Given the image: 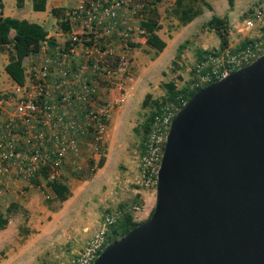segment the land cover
<instances>
[{"label": "water", "instance_id": "obj_1", "mask_svg": "<svg viewBox=\"0 0 264 264\" xmlns=\"http://www.w3.org/2000/svg\"><path fill=\"white\" fill-rule=\"evenodd\" d=\"M92 264H264V56L175 113L150 216Z\"/></svg>", "mask_w": 264, "mask_h": 264}, {"label": "rangeland", "instance_id": "obj_2", "mask_svg": "<svg viewBox=\"0 0 264 264\" xmlns=\"http://www.w3.org/2000/svg\"><path fill=\"white\" fill-rule=\"evenodd\" d=\"M131 1L135 7L151 0ZM209 1L212 2L210 10H204V15L188 27L172 23L164 9L158 16L160 29L157 32L165 40L166 48L155 54L143 46L135 30L130 38L131 53L120 76L122 83L115 90L112 84L115 81L97 79L94 83L98 97L94 107L100 109L106 101L109 102L108 117L104 130L98 136L89 134L82 138L77 159L65 165L62 179L70 192L66 201L60 205H47L49 197L34 184L32 188H26L7 181L12 192L3 197L0 213L4 214L11 204L16 207L0 234L12 239V248L20 245L22 252L35 260L32 264H69L93 234L102 228L107 213L117 214L116 224L124 215L136 223L149 217L153 209L154 188L146 187L140 181L138 163L146 120L156 107L153 101L162 103L166 95L162 84L173 82L177 88H182L199 53L222 49L232 51L254 39L258 35L257 29L244 30L242 27L252 11L261 12L264 26V0H233L230 10L226 0ZM228 12L231 13L226 47L220 49L218 36L202 25L211 15L223 17ZM135 13L134 8L132 15ZM45 29H50L48 24ZM179 45L183 48L175 57ZM6 58V54L0 52V83L2 75L5 76L2 67ZM145 95L149 98L144 99ZM117 97L122 101L114 103ZM144 100L146 106L142 107ZM101 159L103 164L97 168ZM73 174L80 175V179H75ZM41 184L43 181L38 183ZM113 227H107V234ZM108 243L111 242L106 237V245ZM27 244L28 247L22 248ZM10 249H3L1 253H8Z\"/></svg>", "mask_w": 264, "mask_h": 264}, {"label": "built area", "instance_id": "obj_3", "mask_svg": "<svg viewBox=\"0 0 264 264\" xmlns=\"http://www.w3.org/2000/svg\"><path fill=\"white\" fill-rule=\"evenodd\" d=\"M141 7L142 3L133 7L131 0H77L65 13L69 27L67 46L54 53L53 63L60 78L57 100L50 101L43 82L48 59L39 67L40 76L35 77L31 73L34 71H28V84H14L10 91H0V112L10 102L12 106V111L0 123V195L7 179L32 182L41 178L43 184L37 185V189L49 196L46 182L62 179L65 165L79 155L80 140L89 134L98 136L104 130L110 103L106 101L100 109L94 107L98 99L94 83L97 79L115 81L114 90L122 83L119 79L135 31L128 17L133 16L134 8L141 10ZM261 20V12L254 10L243 21L244 30L256 28L258 31L246 45L232 51H209L196 60L185 81L187 91L196 92L264 56ZM78 44L80 61L72 70L70 65ZM86 71L94 78L90 83L84 79ZM68 82H75L78 89L73 92L65 86ZM121 101L118 97L113 100L114 103ZM186 102L178 95L174 101L159 103L153 110L138 163V176L146 187H155L169 123ZM117 217L114 213L105 214L102 228L69 264H92L106 245L107 227H113Z\"/></svg>", "mask_w": 264, "mask_h": 264}, {"label": "trees", "instance_id": "obj_4", "mask_svg": "<svg viewBox=\"0 0 264 264\" xmlns=\"http://www.w3.org/2000/svg\"><path fill=\"white\" fill-rule=\"evenodd\" d=\"M31 9L33 11H43L45 6V0H30ZM159 0H151L148 3H142L143 7L137 12L141 14V19L138 22V35L143 41L142 44L149 50H152L155 54L161 52L165 48V42L157 35V31L160 29L158 23V14L155 9L156 3ZM23 0H15V6L21 7ZM228 9L230 10L233 6V0H226ZM1 3H0V52L6 54V63L3 66V72L7 78L15 85L22 86L25 80L23 61L25 58L36 54L39 47L43 43L52 45V41L46 38L47 33L44 29L36 24L29 23L25 20H18L10 17H3L1 14ZM203 10H210V6L205 0H174L169 10H166V16L176 21L177 26H184L191 22L194 18L202 14ZM50 15L56 20L58 29L62 32H68L69 27L65 20V10L63 8H52ZM202 28H206L208 31L214 32L220 42V49L226 47V34L228 30L226 17L219 18L215 15H211L210 19L202 25ZM246 45V42L240 45L242 47ZM132 44L130 45V47ZM238 47V48H239ZM183 45H179L176 49L175 57H178L180 50ZM198 54L196 60H198L203 54ZM165 90V97L162 100L164 102L174 101V98L178 95L185 98L187 101L195 92H188L186 87L177 88L173 82L162 84ZM149 95H145L144 99H148ZM153 104L157 106V101H153ZM142 107L146 106L145 100L142 102ZM147 117L144 134L146 135L148 130V123L151 115ZM144 135V137H145ZM144 141V139H143ZM141 143V150L142 152ZM103 164V160H99L97 168H100ZM74 175V174H73ZM75 179H80V175L75 174ZM34 181V180H33ZM35 182V181H34ZM36 183V182H35ZM46 187L49 189L50 195L46 204L56 203L60 205L66 201L70 196L69 188L65 180L61 179L54 182H46ZM15 205L11 204L9 208L5 210L4 214L0 213V230H2L9 218V214L15 209ZM12 209V210H11ZM152 212V211H151ZM150 212V214H151ZM150 216V215H149ZM123 218L118 222L110 232L107 234L109 242H114L123 237L129 230L137 226L139 223L132 221L130 216L124 215Z\"/></svg>", "mask_w": 264, "mask_h": 264}, {"label": "crops", "instance_id": "obj_5", "mask_svg": "<svg viewBox=\"0 0 264 264\" xmlns=\"http://www.w3.org/2000/svg\"><path fill=\"white\" fill-rule=\"evenodd\" d=\"M173 1L174 0H159V2L156 3V5H155V9H156L158 16L161 15V13L164 9L168 10L169 8H167V7L168 6L171 7ZM205 1L207 2V4L209 6L212 4V2L210 3L209 0H205ZM76 2H77V0H45V6H44L43 11H33L31 9V1L30 0H23V4L19 8L15 6V0H0L1 6H2L1 7V14L3 17H10V18L18 19V20H25L29 23H36V24L40 25L44 29V31L47 33L46 38L53 42L52 45H48L47 43L41 44L39 51L36 54L25 58V60L23 61V67L25 69V71H24V74H25L24 84L26 85L30 81L29 75L27 76L28 71H34L31 73H33L32 75L33 76L35 75V77L40 76V74H38L39 67H40L43 60L48 59V71L46 73L45 78L43 79V82L45 83V87L48 88L49 99L51 102H55L57 100L58 84L60 82V78L58 76L56 66L53 63L54 53H56L57 50L65 48L67 46V42H66L67 32H62L58 29V27L56 25V20L50 15V10L52 8H63L65 10V13H66L70 8H72L75 5ZM138 11L139 10H136V13ZM204 13L205 12L203 10L201 15L194 18L191 22H189L188 24H186L184 26L188 27L189 25L194 24L196 21H198V19L201 16L204 15ZM230 13L231 12H228V14L223 15V17L224 16L226 17L227 23H230L229 22L230 21V16H229ZM130 16L128 17V21L129 22L131 21L132 26L134 27L133 30H137L138 22L141 19L142 15L141 14H134V16H131V18H130ZM217 17H219V16H217ZM219 18H222V17H219ZM209 19H210V17H209ZM158 23L160 24V22H158ZM172 23H174L175 25L177 24L176 21L173 19H172ZM45 24H48V26L50 28L48 31L45 29ZM157 34H158V32H157ZM158 36H159V34H158ZM159 37L165 42V40L161 36H159ZM166 46H167V44L165 42V48H166ZM42 51H45V53L42 54ZM80 51H81V46L78 44L77 48H76V53L72 57V64L70 65L72 70L76 68V65L80 61ZM130 53H131V48L128 51V54H130ZM5 63H6V61H4V64ZM31 63L34 66L32 65L30 67ZM4 64H3V66H4ZM34 67H35V70H34ZM2 69H3V67H2ZM84 77H85L84 79L88 83H90L91 79L92 80L94 79L93 77H91L89 75V71L85 72ZM118 77H117V79H119ZM2 78H3V81H1L2 83H0L1 84L0 91H10V89H12L15 85L7 78L6 75L5 76L2 75ZM30 78H31V76H30ZM120 80H121V77H120L119 81ZM91 83H93V82H91ZM65 86H68L69 88H71L73 92H75V90L78 89V85L75 82H68V84ZM61 91H64V89H61ZM11 111H12V106H11V102H10L8 105L4 106L2 112H0V123L3 119L6 118V116ZM68 111H70V110H68ZM78 116H81V115H78ZM77 119H78V117H77ZM40 180H41V178L34 180L36 182L35 183L34 181L25 182V181L20 180V179H7L3 185L2 193L0 195V205L3 201V197L8 195L10 192H12L7 187V181H13V182L18 183L19 185H24L23 187L32 188L33 184L35 186H37L38 183L40 182ZM2 232H4V228L2 230H0V233H2ZM12 243H13L12 239L8 240L6 237H4V235L0 234V264H32L33 262H35V260H31V258H29L28 254H25L24 252H22L20 245H17L15 247V249L12 248V246H13ZM26 247H28V244L22 245V248H26ZM8 248H11L8 253H4V254L1 253V251L3 249H8Z\"/></svg>", "mask_w": 264, "mask_h": 264}]
</instances>
